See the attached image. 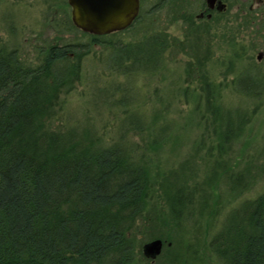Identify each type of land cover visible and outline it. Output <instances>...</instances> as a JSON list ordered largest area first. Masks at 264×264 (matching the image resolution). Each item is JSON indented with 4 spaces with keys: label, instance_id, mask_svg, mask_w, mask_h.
<instances>
[{
    "label": "trees",
    "instance_id": "trees-1",
    "mask_svg": "<svg viewBox=\"0 0 264 264\" xmlns=\"http://www.w3.org/2000/svg\"><path fill=\"white\" fill-rule=\"evenodd\" d=\"M201 5L211 12L206 3ZM164 8L169 9L171 22L183 23L181 41L154 25L152 17ZM246 11L249 23L258 25L260 17H252L251 8ZM260 11L264 16V5ZM194 15L191 0H141L140 13L128 29L87 34L92 47L110 48L105 63L117 75L153 73L165 65L169 54L188 53L186 74L204 93L209 115L204 117L208 126L213 125L214 138L207 147L200 142L197 152L205 147L206 156L201 158L215 159L213 177L196 182L193 190L188 184L193 177L184 172L187 164L163 177L160 188L175 233L172 238L162 233L150 236L148 241L161 238L169 243L157 259L170 251L169 264H194L190 252L203 240L196 235L202 227L208 235L205 250L219 264H264V193L244 201L222 224H217L220 205L215 194L223 177L232 188L248 186L250 174L233 171L225 155L234 139L248 130L260 106L250 111L221 103L224 83L203 69L214 55L211 42L203 43L206 36L213 37L212 28L197 26ZM128 31L139 33L129 41H112ZM192 39L194 43L187 45ZM79 48L72 54L74 48L52 45L41 63L28 65L17 49L0 44V264H135L134 235L148 207L151 178L125 136L144 129L143 114L127 110L122 120L125 131L111 145L96 141L86 128L64 131L50 124L57 116L61 89L79 80L82 59L90 50ZM236 49L228 68V74L236 75L228 85L247 100L260 99L264 77L254 67L234 68V62H246L242 47ZM158 132L154 144L166 137L167 128L161 126ZM215 225L218 229L210 237ZM140 253L144 261H155Z\"/></svg>",
    "mask_w": 264,
    "mask_h": 264
},
{
    "label": "rangeland",
    "instance_id": "rangeland-1",
    "mask_svg": "<svg viewBox=\"0 0 264 264\" xmlns=\"http://www.w3.org/2000/svg\"><path fill=\"white\" fill-rule=\"evenodd\" d=\"M191 1L194 4L196 25L204 29L209 24L212 28L213 37L206 36L203 43L211 42L214 55L211 54L203 69L207 70L211 79L224 83L221 103L226 107L250 111L260 106L249 122L248 130L234 139L225 155L233 171H247L251 178L248 186L241 185L240 189L232 188L225 177L216 183L218 192L215 194L220 205L217 224H222L229 213L244 201L264 193V93L260 99L247 100L228 85L236 75L228 74L229 59L232 58V49L237 50L239 47L243 49L246 62H234L233 67L241 71L254 67L264 77V16L260 11L264 0H222L226 4L225 9L213 14L203 9L201 4L206 3V0ZM247 8L254 11L252 17H260L257 19L258 25L249 23ZM168 10L164 8L152 17L154 25L181 41L185 34L183 23L171 22L172 16ZM201 14H204L203 17ZM138 33L128 31L112 37V41H129L137 37ZM90 38L89 34H84L75 26L72 8L64 0H0V44L17 49L26 64L41 63L52 45L74 48L72 54L77 51V46L83 51L90 48L82 59L79 80L61 89L56 106L57 116L50 119L54 128L64 131L72 127L86 128L96 141L111 145L125 131L122 120L127 110L143 114L144 129L129 131L125 136L126 141L133 146L135 156L147 166L151 178L148 207L134 235L138 252L135 264H169L170 251L165 257L152 262L144 261L140 251L143 253V246L152 234L158 236L162 233L164 237L172 238L175 233L169 226L172 221L170 206L160 188L163 177L182 165L184 167V164H187L184 172L193 177L188 181L191 189L195 188L196 182L213 177L210 169L215 159L201 158L206 156L205 147L197 152L200 142H205L207 147L214 138L213 125L208 126L206 118L209 115L205 110L204 93L200 84L189 80L186 74L191 59L188 53L185 55L181 51L169 54L165 65L153 73L117 75L112 74V69L105 63L109 59L110 48L106 45L92 47ZM192 43L194 39L186 44ZM67 63L63 61L62 64ZM161 126L167 128V135L154 144V135L159 133ZM191 226L190 223L189 233L193 229ZM217 229L215 225L210 230V237ZM199 231L196 235L199 234L203 240L190 252L194 255V264H219L205 250L204 239L208 235L202 227ZM163 241L165 249L169 243L167 239Z\"/></svg>",
    "mask_w": 264,
    "mask_h": 264
},
{
    "label": "water",
    "instance_id": "water-1",
    "mask_svg": "<svg viewBox=\"0 0 264 264\" xmlns=\"http://www.w3.org/2000/svg\"><path fill=\"white\" fill-rule=\"evenodd\" d=\"M68 3L72 7L75 26L95 35H107L129 28L141 9V0H68ZM206 3L208 8L213 9L217 5L221 11L226 7L222 0H206ZM163 247L162 239H153L144 244L143 253L155 260Z\"/></svg>",
    "mask_w": 264,
    "mask_h": 264
},
{
    "label": "flooded vegetation",
    "instance_id": "flooded-vegetation-1",
    "mask_svg": "<svg viewBox=\"0 0 264 264\" xmlns=\"http://www.w3.org/2000/svg\"><path fill=\"white\" fill-rule=\"evenodd\" d=\"M211 10V13L213 14V13H215L216 11H218L219 9L217 8V5L212 9H210ZM210 13V12H209ZM209 13H207V14H209ZM211 15V14H210Z\"/></svg>",
    "mask_w": 264,
    "mask_h": 264
}]
</instances>
